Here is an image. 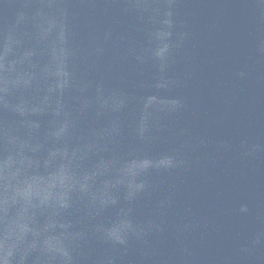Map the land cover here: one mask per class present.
Returning <instances> with one entry per match:
<instances>
[{
    "label": "water",
    "instance_id": "obj_1",
    "mask_svg": "<svg viewBox=\"0 0 264 264\" xmlns=\"http://www.w3.org/2000/svg\"><path fill=\"white\" fill-rule=\"evenodd\" d=\"M0 264H264V0H0Z\"/></svg>",
    "mask_w": 264,
    "mask_h": 264
}]
</instances>
